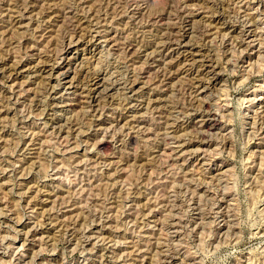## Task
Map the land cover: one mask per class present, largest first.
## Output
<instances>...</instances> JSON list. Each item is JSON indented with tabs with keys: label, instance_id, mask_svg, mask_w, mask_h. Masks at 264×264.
Returning <instances> with one entry per match:
<instances>
[{
	"label": "rangeland",
	"instance_id": "rangeland-1",
	"mask_svg": "<svg viewBox=\"0 0 264 264\" xmlns=\"http://www.w3.org/2000/svg\"><path fill=\"white\" fill-rule=\"evenodd\" d=\"M0 264H264V0H0Z\"/></svg>",
	"mask_w": 264,
	"mask_h": 264
},
{
	"label": "bare ground",
	"instance_id": "bare-ground-1",
	"mask_svg": "<svg viewBox=\"0 0 264 264\" xmlns=\"http://www.w3.org/2000/svg\"><path fill=\"white\" fill-rule=\"evenodd\" d=\"M209 61V60H208ZM215 125V124H214Z\"/></svg>",
	"mask_w": 264,
	"mask_h": 264
}]
</instances>
